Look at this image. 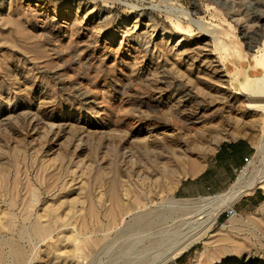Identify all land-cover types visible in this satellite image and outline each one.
<instances>
[{
    "label": "rangeland",
    "instance_id": "1",
    "mask_svg": "<svg viewBox=\"0 0 264 264\" xmlns=\"http://www.w3.org/2000/svg\"><path fill=\"white\" fill-rule=\"evenodd\" d=\"M167 1L0 0V264H11V249L28 256L23 255L25 264H52L57 245L62 264L67 259V264H112L116 259L121 260L118 264H151L153 249L161 248L157 245L163 238L181 236L196 217L184 210L169 211L171 201L211 209L217 193L198 194L191 179L206 167L218 146L240 138L255 150L242 172L244 182L254 186L233 204L238 215L228 218L225 211L232 206L223 208L204 239L163 264H206L230 245L240 247L241 264H264V111L249 106V95L237 93L240 85L233 76L237 70L262 75L252 67L248 47L264 42V0ZM182 10L194 12V19L206 24L191 22ZM178 21L182 29L175 25ZM214 33L227 42L239 37L249 61L218 51ZM130 148L139 163H131ZM161 163L177 169V175H162ZM142 168L160 171L150 179L153 182L145 181L155 188L143 198L145 210L141 206L126 215L129 226L120 222L115 232L111 228L100 233L99 222L92 223L86 237L83 221L89 222L93 213L92 219H104V198L122 196L126 187L139 191L136 180L138 171L145 172ZM242 173L237 172L230 187ZM183 183L190 188L188 193ZM33 192L40 201L32 199ZM252 192L260 200L253 209L247 202ZM27 206L33 208L32 219L44 213L52 222L49 238H21L32 226L25 218L27 210L30 213ZM80 206L76 221L77 215L69 212ZM160 207L168 210L166 216L148 221L152 236L146 233L142 238L152 250L123 261L124 238L138 230L131 216L146 214L143 218L148 219L147 214ZM94 211L100 213L96 216ZM58 213L69 222L57 220ZM208 213L198 229L201 233L211 225L214 214ZM130 225L132 231L124 234ZM72 227L77 242L65 245ZM64 247L70 255L62 253L67 251Z\"/></svg>",
    "mask_w": 264,
    "mask_h": 264
},
{
    "label": "bare ground",
    "instance_id": "2",
    "mask_svg": "<svg viewBox=\"0 0 264 264\" xmlns=\"http://www.w3.org/2000/svg\"><path fill=\"white\" fill-rule=\"evenodd\" d=\"M167 1V0H166ZM168 2V1H167ZM169 3V2H168ZM171 4V3H170ZM172 5H174V4H172ZM215 7V6H214ZM168 8V7H167ZM196 8V7H195ZM169 10H170V8H169ZM171 11V10H170ZM175 11V10H174ZM218 11V10H217ZM179 12V11H178ZM182 12V14L183 15H185L186 16V18L187 19H190L191 20V22H196V23H198L200 26H203V25H205L206 23H204L203 22V20H195L194 19V17H193V14H194V12H192L191 11V13L190 12H188V11H185V10H182L181 11ZM196 12V11H195ZM210 12V11H209ZM172 14V13H171ZM176 14V13H175ZM174 15V14H173ZM179 16H182L181 15V13L180 14H178ZM199 16V15H198ZM204 16V15H203ZM180 18V17H179ZM177 19V18H176ZM205 19H207V18H205ZM179 20V19H178ZM209 22V21H208ZM182 23V22H181ZM179 21L178 22H176V26H177V28H179V29H182V24H181ZM212 24H213V22H212ZM224 24H225V22H224ZM231 24V23H230ZM210 25V23L208 24V26ZM211 26V25H210ZM209 26V27H210ZM216 26H218V27H220L219 25H216ZM188 27V26H187ZM208 27V28H209ZM213 29H214V26H211ZM224 28V27H223ZM222 28V29H223ZM202 30H204L203 28H201ZM207 29V28H206ZM213 29H212V31H213ZM216 29V28H215ZM221 29V30H222ZM232 29H234V27L232 28ZM166 31V30H165ZM206 30H204V32H205ZM208 31H210L209 33H211V29L209 30L208 29ZM208 31H207V33H208ZM219 31V30H218ZM231 31V30H230ZM214 32H216V31H214ZM233 32H234V30H233ZM169 33V32H168ZM208 33V34H209ZM220 34V33H219ZM221 35V34H220ZM228 35V34H227ZM212 36V35H211ZM237 36V35H236ZM213 38L212 39H214V42H215V44H213V45H215L216 46V48H217V50L218 51H220L221 53H224L225 55H237L238 57L240 56L241 58H242V60L243 61H249V59H248V54H246V53H248V52H246V53H244L242 50H241V48H240V42H239V40H238V38H237V40H233L232 41V39H234V38H232L230 41H229V39H228V41L229 42H227V41H225L222 37H220L219 35H217V34H213V36H212ZM230 37V36H229ZM228 37V38H229ZM264 39V38H263ZM261 42H262V40H261ZM207 44V43H206ZM249 44V43H248ZM251 44V43H250ZM208 46V45H207ZM244 50H245V48H244ZM248 50H251L250 51V58L252 57V59H253V61H254V65H252V67L253 68H255L256 69V71H258V70H261L262 71V76H258V75H253V74H251L249 71H247L246 70V72H244V70L242 71V70H237L235 73H234V80L235 81H238L239 82V85H240V89L237 91V93H239V94H247V95H249L248 97H250L249 99H250V102H249V106H251L252 108H255V109H261V110H263L264 111V42L263 43H261V45H259V46H254V45H249V47H248ZM224 57V56H223ZM235 67V66H234ZM240 68H241V66H239ZM245 75V77H244V80H241V75ZM233 78V77H232ZM84 101V100H83ZM94 102H96V101H94ZM93 102V103H94ZM183 118V117H182ZM192 123V122H191ZM53 126V125H52ZM264 127V126H263ZM51 129V128H50ZM47 131H48V129H47ZM47 131H46V133H47ZM51 130H49V132H50ZM220 134V133H219ZM178 142H180V141H178ZM120 146V145H119ZM117 147V146H116ZM143 148L142 149H144L145 148V146H142ZM159 147V146H158ZM119 148V147H118ZM139 148V147H138ZM147 148V147H146ZM149 148V147H148ZM148 148H147V150H148ZM155 148H157V147H155ZM109 149V148H108ZM111 149V148H110ZM131 149V148H130ZM129 149V150H130ZM136 150H137V148H135ZM150 149V148H149ZM153 149V148H152ZM151 149V151L152 152H157V151H159V149L158 150H156V151H154V149L152 150ZM112 150V149H111ZM116 150H118V149H116ZM120 150V149H119ZM128 150V149H127ZM108 151V150H107ZM123 151V150H122ZM131 151H132V149H131ZM140 151H142V150H140ZM145 151V150H144ZM177 151V150H176ZM109 152H111V151H109ZM133 152V151H132ZM131 152V157L129 156V158H130V161H131V163L132 164H134V163H136L137 161H138V158H137V153L136 152H133L132 153ZM138 152V151H137ZM111 153H113V151L111 152ZM128 153V152H127ZM130 153V152H129ZM129 153H128V155H129ZM139 153V152H138ZM144 152H142V154H143ZM147 153V152H146ZM158 153H161V151L160 152H158ZM180 153V152H179ZM108 154V153H107ZM124 155H125V153H123ZM111 155H113V154H111ZM110 155V156H111ZM119 155H122L121 154V152L119 153ZM123 155V156H124ZM127 155V156H128ZM152 155H154V154H152ZM157 155V154H156ZM127 156H125V157H127ZM142 156V155H141ZM125 157H124V159H125ZM154 157H155V155H154ZM152 158V157H151ZM163 159V158H162ZM180 159V158H179ZM153 160V159H152ZM49 162H50V160H49ZM127 162V161H126ZM140 161H138L137 163H139ZM142 163H143V161H141ZM152 162H156V161H152ZM161 162V161H160ZM121 163V162H120ZM128 163H130V162H128ZM163 163V162H162ZM161 163V164H162ZM92 164V163H91ZM141 164V163H140ZM157 164V163H156ZM164 164V163H163ZM162 164V165H163ZM165 164H168V163H165ZM178 164V163H177ZM176 164V165H177ZM47 165V164H46ZM87 165V164H86ZM126 165H129V164H126ZM142 165V164H141ZM144 165V164H143ZM146 165V164H145ZM173 165V164H172ZM179 165V164H178ZM134 166H136V165H134ZM138 166V165H137ZM148 166V165H147ZM128 167V166H127ZM126 167V168H127ZM141 167H144L145 169H146V167L145 166H141ZM149 167V166H148ZM162 168H161V174L162 175H168V174H170V175H172V174H174V173H176L175 175H177V169H174V168H170V167H168L167 165H163V166H161ZM178 167V166H177ZM246 167V166H245ZM132 168H133V166H132ZM131 167H130V170L132 169ZM136 168V167H135ZM144 168H142L143 170H145ZM119 169H120V167H119ZM148 169V168H147ZM247 169H249V166H247ZM104 170H106V167L104 168ZM121 170V169H120ZM135 170V169H134ZM141 170V169H140ZM151 170V169H150ZM122 171V170H121ZM121 171H119L120 173H122L123 174V171L121 172ZM126 171V170H125ZM194 171H195V169H194ZM129 172V171H128ZM136 172V171H135ZM160 172V171H159ZM159 172H158V170L156 171V170H151V171H148V170H145V172H143L142 171V173L141 172H139L138 171V180H136L138 183V186H140L139 187V191H137V190H133V189H130V188H125L124 189V193H122L123 195L121 196V194L120 195H118V194H115V195H112V197H110V199H103V201H104V206H106V209H104L105 210V213H104V219H101L100 217L98 218H96V220L94 219V217H93V219H92V216H94V213H93V215H91V219L89 220V218H87L88 220H89V222H87V221H83L84 220V216H83V218L81 219V222L83 221V223L81 224V226H82V228H84L85 227V234H86V237H87V235L90 233V232H92V231H90L89 232V226L90 225H92V223H98V228L97 229H99V226H100V228H102V230H101V232L100 233H102V231H104V233H105V231H107V230H109L110 231V229L112 228H114V227H116V226H118L119 225V223L121 222H124L125 221V216L126 215H128V214H134V210L136 209V208H140L141 206H143L144 207V202H143V198H144V196H147V194H150L154 189H152L151 187H150V184L148 185V184H145V181H151V182H153L152 180H150L151 178H153L155 175L154 174H159ZM178 172H180V171H178ZM130 173V172H129ZM245 173V172H244ZM244 173H242L241 174V176L238 178V180L235 182V184H233L232 185V187H231V189L229 190V191H226V192H224V193H221V194H217V195H215V197H216V199L214 200V203L211 205V209H208V208H202V207H197L196 205H193L192 204V202H188V201H185L184 203H180L181 201H179V200H177L176 198H174L172 201H171V204L169 205L170 206V210L169 211H174L173 209H179V210H184V211H186V213H188V214H190V213H193V214H196V217H192L191 219V222H189V229L186 231V232H184V233H182V235L181 236H177V237H175V238H169V236H170V234H169V236H168V239L166 240L165 238H163L162 240L163 241H161V243H159L158 245H157V247L158 246H161V248H155V249H153V251H154V259H153V261H152V263L151 264H163V263H165V262H167V261H169V260H171V259H175L176 257H178V256H180V255H182L184 252H186V251H188L189 249H191L199 240H201V239H204V237L206 236V234H208V232H209V230H210V228L213 226V224L215 223V222H218L217 220H218V217H219V214H220V212H221V210L223 209V208H227V207H229V206H233V204L245 193V192H247V191H249V190H251L252 188H253V186H254V184H247V183H245L244 181H245V174ZM132 174H133V172H132ZM121 176V175H120ZM132 176V175H131ZM135 176H136V174H135ZM161 176V175H160ZM122 177V176H121ZM157 177V176H156ZM180 179V178H179ZM178 179V180H179ZM156 180V179H155ZM177 180V181H178ZM180 181V180H179ZM142 183H144V184H142ZM257 183V182H256ZM65 184V183H64ZM152 184V183H151ZM177 185V184H176ZM65 186V185H64ZM124 186H128V185H125L124 184ZM68 187V186H67ZM66 187V188H67ZM176 187V186H175ZM70 189V188H69ZM68 189V190H69ZM36 190H38V189H35V191ZM40 190V189H39ZM38 190V191H39ZM51 191H53V190H50V191H48V192H50L51 193ZM67 191V190H66ZM70 191V190H69ZM102 191V190H101ZM100 191V192H101ZM104 191V190H103ZM123 191V190H122ZM37 192V191H36ZM36 192H33L34 194H33V196H35L34 198H32V199H34V201H40V200H38V198H40V197H38L37 198V193ZM31 194H32V192H31ZM53 194V193H52ZM100 193L98 192V195H99ZM40 195V194H39ZM42 195V194H41ZM98 195H97V197H98ZM101 195H102V193H101ZM106 195V194H105ZM109 196V195H108ZM99 197H101V196H99ZM102 198V197H101ZM106 198H109V197H107V195H106ZM42 199V198H41ZM66 199H68V198H66ZM73 199V201H72V203H74V198H72ZM77 199V198H76ZM31 200V199H30ZM44 200V199H43ZM46 200V199H45ZM44 200V201H45ZM69 200H70V198H69ZM69 200H67V202H68V204L69 203H71V202H69ZM80 200V199H79ZM79 200H77L78 202H80ZM101 200V199H100ZM145 200H146V198H145ZM150 200H151V198H150ZM154 200V199H153ZM33 201V200H32ZM33 201V202H34ZM43 201V202H44ZM47 201H48V199H47ZM148 201V200H147ZM155 201V200H154ZM55 202V201H54ZM54 202H51V203H54ZM64 202V201H63ZM78 202H77V204H78ZM152 202V201H151ZM28 203H30V206H31V203L32 202H28ZM50 203V202H49ZM49 203H47V205H49ZM59 203V202H58ZM58 203H57V205L56 206H58ZM61 203V202H60ZM65 203V202H64ZM63 203V204H64ZM71 203V204H72ZM43 204V203H42ZM80 204V203H79ZM15 205V204H14ZM46 205V206H47ZM66 205V204H65ZM30 206H27L28 207V209H29V207ZM39 206V205H38ZM42 206V205H41ZM60 207H61V205H59ZM58 206V207H59ZM75 206V205H74ZM74 206H72L74 209H75V207ZM40 207V206H39ZM43 207V206H42ZM44 207H45V205H44ZM43 207V208H44ZM52 205H50V210L52 209L53 210V207H55V204H54V206L52 207ZM57 207V208H58ZM70 207H71V205H70ZM70 207L68 208V209H70ZM71 207V209L73 210V208ZM81 208H80V210H79V208L77 209V211L76 212H69L70 214H72V215H77L75 218H76V221H77V217L79 216L78 215V212L80 213L81 212V209L83 210V208H82V206H80ZM102 207H103V204H102ZM77 208V207H76ZM104 208V207H103ZM161 208V207H160ZM32 207H30V213L28 212V210H27V213H29V214H27L26 213V220L28 221L29 220V222L30 223H32V226H30V228H26V229H24V231H23V233H22V237L21 238H23V237H27V238H30V240L31 239H46V238H49L50 236H51V234H52V222L51 221H49L48 219H47V216L43 213L42 215L41 214H38L34 219H32ZM67 209V208H66ZM92 209H93V207H92ZM164 209V208H163ZM192 209H195V210H192ZM7 210V209H6ZM5 210V211H6ZM26 210V209H25ZM43 210V209H42ZM56 210V209H55ZM58 210H59V208H58ZM90 210V209H89ZM99 210V209H98ZM102 210V209H101ZM103 210V211H104ZM144 210H145V207H144ZM155 210V209H154ZM162 210V208L160 209V211L158 212V211H156V212H151V213H148L147 215L149 216V218L148 219H146V218H143V216L145 217L146 216V214H144V215H133V216H131L133 219L132 220H135L136 221V223H135V228H138V230L137 231H133V233H131L130 235H128L127 237H125L124 238V236H123V238L125 239V244L123 243L122 245H121V248H123V256H122V259H123V261H124V258L123 257H125V258H127L128 260H129V258L131 259L133 256H135L136 255V258H138V257H141L142 258V256L144 255V254H146V253H148L149 251H151L152 249V245H151V247H149V246H146L145 244H144V240L142 241V238H143V236H144V234H146L147 233V235L149 234V235H151L152 236V234H150V233H148V228H147V226L149 225V222L148 221H150V220H152V219H156L157 221L159 220L160 221V217H165L166 215V211L165 210H167V209H164L163 211H161ZM191 210L193 211V212H191ZM209 210V211H208ZM4 211V213H6ZM36 211V210H35ZM40 211V210H39ZM68 211V210H67ZM67 211H65V212H67ZM91 212H93V210H90ZM100 211V210H99ZM102 211V212H103ZM134 211V212H133ZM168 211V210H167ZM34 212V211H33ZM38 212V211H37ZM61 212V211H60ZM64 212V213H65ZM95 212V211H94ZM133 212V213H132ZM207 212H209L208 214H209V216H210V212H212V214H214L213 215V219H210V220H212L211 221V225L206 229V230H204L203 231V233H201L198 229L200 228V227H202L203 226V223H204V218H205V216H204V214H206ZM214 212V213H213ZM10 213V212H9ZM63 213V212H62ZM62 213H60V214H62ZM96 213V212H95ZM100 212H98V214H99ZM169 213V212H168ZM179 213V212H178ZM35 214V213H34ZM59 214V213H58ZM59 214V215H60ZM89 214V213H88ZM97 213H96V216L98 215ZM170 214V213H169ZM1 215V214H0ZM3 215H7V213L6 214H3ZM28 215V216H27ZM57 216V220H59V221H62V222H66V223H68L69 221H67V217H66V215L65 216ZM83 215V214H82ZM82 215H81V217H82ZM87 215V214H86ZM238 215V214H237ZM237 215H235V216H233V218L234 217H236ZM8 216V215H7ZM25 216V215H24ZM55 216V215H54ZM87 216H89V215H87ZM168 216V215H167ZM131 217H130V219H131ZM171 217H173V215L171 216ZM56 218V217H55ZM71 218H73V217H71ZM71 218H69V219H71ZM14 219V218H13ZM53 219H54V217H53ZM164 219V218H163ZM208 219H209V217H208ZM25 220V219H24ZM74 220V219H73ZM128 220H129V217H128ZM127 220V221H128ZM13 221V220H12ZM80 221V220H79ZM78 221V222H79ZM127 221H125L126 222V224L128 223V226H129V222H127ZM1 222H2V219H1ZM132 222V221H131ZM206 222V221H205ZM3 223V222H2ZM14 223V222H13ZM57 223V222H56ZM56 223L54 224V225H56ZM74 222H71V224H73ZM157 223V222H156ZM162 224V223H161ZM160 224V225H161ZM188 224V223H187ZM9 225H10V223H9ZM65 225V224H64ZM75 224H73V226H74ZM79 226H80V224H78ZM96 225V224H95ZM123 225V224H122ZM134 225V224H133ZM132 225V226H133ZM156 225V224H155ZM163 225H164V223H163ZM162 225V226H163ZM15 226H16V224H15ZM24 226V225H23ZM69 226V225H68ZM72 226V225H71ZM80 226V227H81ZM121 226V225H120ZM131 225H130V229H127V228H129V227H127L126 228V230H123V232H124V234L126 233L125 231H127V230H131V227H132ZM158 226V225H157ZM162 226H159V227H161L162 228ZM10 227V226H9ZM22 227V226H21ZM57 227V226H56ZM61 227V226H60ZM64 227V226H63ZM63 227H61V228H63ZM70 227V226H69ZM78 227V226H77ZM119 227V226H118ZM118 227H116V228H118ZM123 227V226H122ZM151 228H150V230L152 229V226H150ZM153 227H155V226H153ZM225 226H223V228H224ZM14 228V227H13ZM23 228V227H22ZM65 229H66V226L64 227ZM73 229L71 230L70 228H69V232H70V235H67L68 234V232L65 234V240H64V242H66V244L65 245H67L68 244V242H72V240H76L77 239V237L75 236V233H74V231H75V229H74V227H72ZM91 228H92V226H91ZM96 229V230H97ZM153 229H155V228H153ZM166 229V228H165ZM168 229V228H167ZM79 230V228L76 230V231H78ZM135 230V229H134ZM160 230V229H159ZM169 230V229H168ZM55 231V230H54ZM81 231V230H80ZM84 231V230H83ZM83 231H81V232H83ZM99 231V230H98ZM113 231L115 232V230L113 229ZM132 231V230H131ZM170 231V230H169ZM21 231H19V233H20ZM117 232V231H116ZM153 232H156V231H153ZM178 232V231H177ZM78 233H79V231H78ZM156 233H158V232H156ZM162 233H164L163 232V230H162ZM169 233V232H168ZM168 233L166 234V235H168ZM61 234H63V233H61ZM63 234V235H64ZM84 234V233H83ZM84 234V235H85ZM93 234V233H92ZM115 234V233H114ZM119 234V233H118ZM117 234V235H118ZM121 234V233H120ZM178 234H180V230H179V233ZM60 235V234H59ZM77 235V234H76ZM165 235V236H166ZM174 234L172 233V236H173ZM176 235H177V233H176ZM78 236H79V234H78ZM80 236H81V234H80ZM126 236V235H125ZM175 236V235H174ZM19 237H20V235H19ZM122 237V236H121ZM154 237H155V234H154ZM158 237H160V236H158ZM162 237V236H161ZM160 237V238H161ZM164 237V236H163ZM167 237V236H166ZM63 238V239H64ZM76 238V239H75ZM117 238H118V236H117ZM146 238V237H145ZM187 238V240L186 241H183V239L185 240ZM82 239V238H81ZM86 239V238H85ZM89 239V238H88ZM148 239V238H147ZM151 239H154L153 237L152 238H150V241H151ZM229 238H226V237H222V239L221 240H223V241H227ZM30 240H28V241H30ZM122 240V239H121ZM159 240V239H158ZM232 239L230 238L228 241H231ZM34 241V240H33ZM84 241H86V240H84ZM153 241V240H152ZM234 241L235 240H233V243H234ZM63 242V243H64ZM76 242H77V240H76ZM75 242V243H76ZM88 242V241H87ZM90 242V241H89ZM121 242V241H120ZM149 242V241H148ZM156 242H158V241H156L155 240V243L153 242V244H157ZM31 243H33V242H31ZM30 243V244H31ZM85 243V242H84ZM108 243H109V241H108ZM128 243V244H127ZM147 243V242H146ZM239 243V242H238ZM61 244V243H60ZM107 244V243H106ZM151 244H152V242H151ZM35 245V244H34ZM74 245V244H73ZM110 245V244H109ZM112 245V244H111ZM148 245H149V243H148ZM32 246V245H31ZM60 245H57V246H55V247H53V252H54V254H55V261H54V259H53V261L54 262H52V264H62V262H61V260H60V262H59V259L61 258V256L60 255H58L57 254V251H58V253H60L59 251H60V249L58 248ZM63 246L64 245H62V248H63ZM154 246V245H153ZM15 247V246H14ZM68 248V250L72 247H70L69 248V246H67ZM106 247H109V246H106ZM18 248V247H17ZM65 248V247H64ZM111 248H112V246H111ZM110 247L108 248L109 250L111 249ZM11 249V248H10ZM19 249V248H18ZM26 249V248H25ZM66 249V248H65ZM66 249V250H67ZM77 249V248H76ZM118 249H119V247H118ZM12 251H11V257H12V260H11V264H25L24 263V260H22V258H23V255L25 256V253L22 255V253L20 252V251H18V250H16V249H11ZM64 250V249H63ZM63 251L62 253L63 254H66V255H70V252L69 251H72V249H70L69 251ZM113 250V249H112ZM21 251H23V250H21ZM62 251V250H61ZM120 251V250H119ZM240 251V247L239 246H235V245H230V246H225L224 247V250L223 251H219V254L216 256V257H212L211 258V260H210V262H208V263H206V264H241L240 262H241V256H240V254H241V252H239ZM24 252V251H23ZM107 252V251H106ZM117 252V251H116ZM76 252H74V254H75ZM105 253V252H104ZM112 253V252H111ZM119 254V253H118ZM118 254H117V257H118ZM216 254V253H215ZM1 255V254H0ZM201 255H202V253L201 252H199V254H198V259H199V261H200V257H201ZM5 257H6V255H4ZM116 256V255H115ZM121 256V255H120ZM214 256V255H213ZM26 257V256H25ZM28 257V256H27ZM26 257V258H27ZM145 257V256H144ZM31 258V257H30ZM62 258H64V257H62ZM66 258H69V257H66ZM75 256H74V260H75ZM80 258V257H79ZM25 259V258H24ZM29 259V258H28ZM33 259V258H32ZM126 259V260H127ZM146 259V258H145ZM144 259V260H145ZM8 260H9V258H8ZM7 260V261H8ZM58 260V261H57ZM99 260V259H98ZM111 260V259H110ZM110 260H109V262H110ZM119 261H121L120 259H118ZM125 260V261H126ZM127 260V261H128ZM138 260V259H137ZM243 260V259H242ZM3 261H5V260H2V263H3ZM27 261V260H26ZM30 261V260H29ZM34 261V260H33ZM64 262V264H67L68 262H66V261H68V259L65 261V260H63ZM118 261V262H119ZM143 261V260H142ZM28 262V261H27ZM71 262V261H70ZM76 262V261H75ZM116 262V264H118V262H117V259H116V261L114 260V261H112L111 263L113 264V263H115ZM243 262V261H242ZM8 263V262H7ZM6 262H5V264H7ZM99 263V262H98ZM102 263V262H101ZM120 263H122V262H120ZM79 264V263H78ZM110 264V263H109ZM123 264V263H122Z\"/></svg>",
    "mask_w": 264,
    "mask_h": 264
},
{
    "label": "crops",
    "instance_id": "3",
    "mask_svg": "<svg viewBox=\"0 0 264 264\" xmlns=\"http://www.w3.org/2000/svg\"><path fill=\"white\" fill-rule=\"evenodd\" d=\"M254 150V146L243 138L222 143L209 159L206 167L191 179V185L198 190V194H221L226 190L229 191L235 175L246 165V159L252 157ZM182 186L184 192L188 193L190 188L184 183ZM247 198L248 207L251 209L260 204V200L255 197V192Z\"/></svg>",
    "mask_w": 264,
    "mask_h": 264
},
{
    "label": "built area",
    "instance_id": "4",
    "mask_svg": "<svg viewBox=\"0 0 264 264\" xmlns=\"http://www.w3.org/2000/svg\"><path fill=\"white\" fill-rule=\"evenodd\" d=\"M249 161H250V158L246 159V165L248 164ZM246 165H245V166H246ZM245 166L242 167V168L239 170L240 173L243 172V170L245 169ZM237 214H238V213H237V211H236V209H235V206H232V207L226 209V211H225V215H226L228 218H231V217H233V216H235V215H237Z\"/></svg>",
    "mask_w": 264,
    "mask_h": 264
},
{
    "label": "water",
    "instance_id": "5",
    "mask_svg": "<svg viewBox=\"0 0 264 264\" xmlns=\"http://www.w3.org/2000/svg\"><path fill=\"white\" fill-rule=\"evenodd\" d=\"M262 75H263V74H262ZM262 75H261V76H262Z\"/></svg>",
    "mask_w": 264,
    "mask_h": 264
}]
</instances>
